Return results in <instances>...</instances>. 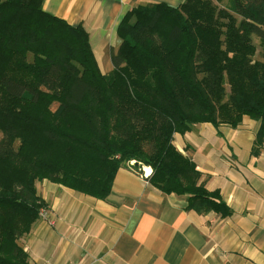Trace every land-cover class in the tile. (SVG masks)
Segmentation results:
<instances>
[{
    "label": "trees",
    "instance_id": "trees-1",
    "mask_svg": "<svg viewBox=\"0 0 264 264\" xmlns=\"http://www.w3.org/2000/svg\"><path fill=\"white\" fill-rule=\"evenodd\" d=\"M217 1L133 8L102 74L81 26L41 0H0V264H28L43 180L104 200L119 169L145 166L189 210L232 214L174 145L196 124L243 117L264 139V0Z\"/></svg>",
    "mask_w": 264,
    "mask_h": 264
},
{
    "label": "crops",
    "instance_id": "crops-1",
    "mask_svg": "<svg viewBox=\"0 0 264 264\" xmlns=\"http://www.w3.org/2000/svg\"><path fill=\"white\" fill-rule=\"evenodd\" d=\"M44 12L81 26L97 66L110 71L117 28L133 8L184 0H41ZM243 117L233 129L203 123L174 136V145L232 210L226 218L189 210L186 197L164 194L141 173L121 168L98 200L37 182L51 225L36 221L24 241L28 264H264V139Z\"/></svg>",
    "mask_w": 264,
    "mask_h": 264
},
{
    "label": "built area",
    "instance_id": "built-area-1",
    "mask_svg": "<svg viewBox=\"0 0 264 264\" xmlns=\"http://www.w3.org/2000/svg\"><path fill=\"white\" fill-rule=\"evenodd\" d=\"M143 169H145V167H143L142 170ZM147 169H149V170L145 171V175H142V172H141V177L146 178L150 175L151 170L148 167H147ZM40 217L42 218V220H45L49 225H51V222L49 221L48 216H47V212L45 210H43L40 213Z\"/></svg>",
    "mask_w": 264,
    "mask_h": 264
},
{
    "label": "rangeland",
    "instance_id": "rangeland-1",
    "mask_svg": "<svg viewBox=\"0 0 264 264\" xmlns=\"http://www.w3.org/2000/svg\"><path fill=\"white\" fill-rule=\"evenodd\" d=\"M214 4H216L217 6H219V7H222L221 5V3H218V1L217 0H211ZM99 68V67H98ZM99 70H100V72L102 73V74H106L105 72H103L102 70H101V68H99ZM54 107V106H53ZM145 167V166H144ZM143 168V167H142ZM142 168H139L138 169V173L140 172H142V175H145V171H147V170H149V169H147V167H145V169H143L142 170ZM36 184H37V182L35 183V186H36Z\"/></svg>",
    "mask_w": 264,
    "mask_h": 264
}]
</instances>
